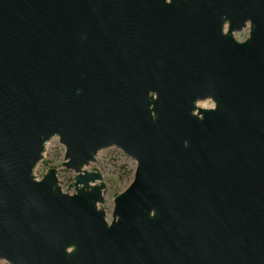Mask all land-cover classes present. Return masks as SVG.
I'll return each mask as SVG.
<instances>
[{
	"label": "water",
	"instance_id": "water-1",
	"mask_svg": "<svg viewBox=\"0 0 264 264\" xmlns=\"http://www.w3.org/2000/svg\"><path fill=\"white\" fill-rule=\"evenodd\" d=\"M0 261L264 264V0H0Z\"/></svg>",
	"mask_w": 264,
	"mask_h": 264
},
{
	"label": "rangeland",
	"instance_id": "rangeland-1",
	"mask_svg": "<svg viewBox=\"0 0 264 264\" xmlns=\"http://www.w3.org/2000/svg\"><path fill=\"white\" fill-rule=\"evenodd\" d=\"M249 36V28L242 32L234 34L237 41L243 42ZM212 101L198 103L199 108H213ZM65 148L60 144L59 139L51 140L46 147L44 159L35 169V176L41 180L50 169L57 170L59 184L64 193L73 195L74 179L76 174L62 166L64 162ZM137 168V162L127 156L122 150L113 147L102 150L96 156V161L91 163L86 170L89 172H98L103 176L106 189L103 192L104 204L101 207L106 212L108 223L112 221V215L115 207V198L123 193L133 182L134 174ZM0 264H8L6 261H0Z\"/></svg>",
	"mask_w": 264,
	"mask_h": 264
}]
</instances>
